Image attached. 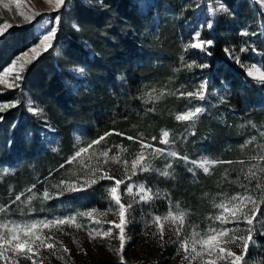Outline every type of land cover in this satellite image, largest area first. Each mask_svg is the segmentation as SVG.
<instances>
[{
	"label": "rangeland",
	"instance_id": "obj_1",
	"mask_svg": "<svg viewBox=\"0 0 264 264\" xmlns=\"http://www.w3.org/2000/svg\"><path fill=\"white\" fill-rule=\"evenodd\" d=\"M132 1L137 6L138 14L143 17L145 25L149 26V40L152 42L158 41L160 33L158 21L165 5L164 0ZM221 3L225 5L221 0H182L179 9L180 14L176 20L178 25V50L174 54V60L169 72H164L163 70V64L161 63L162 52L160 49L162 47L160 46H157L158 50H153L144 57H128L124 55L121 58L124 60L123 63L125 62V65L132 64L134 67L138 65L143 67L146 62L150 64L149 69L146 66L148 70H146L147 72L144 75H137L134 69H130L129 66L125 67L127 71L124 73V82L128 90L127 100H122V96L118 94V84L121 79L118 73L115 74L117 79L110 87L116 97L115 109L119 112V120L123 122L118 124L116 120H113L112 113H99L100 119L103 118L104 121H108L109 128L95 139L85 136L82 131L74 127L65 161L60 160L61 154H58L61 147L58 128L47 118L41 104L31 98L25 99V124L29 123L28 129L33 126L32 120L29 121L27 119L28 115L32 114L27 110L29 102L34 103L43 110L42 116L37 117L34 115L39 118L35 122L38 125L36 126L38 149H41L42 152H47L49 156L46 160L47 163L41 162L37 157L25 164L21 163L18 165L16 161L10 160V158L3 163L0 162V183H3L0 185V206L5 208V211L0 213V222L51 218L57 215H66L97 208L96 218L101 219L103 222L102 226L106 230L110 226L106 223L107 221L118 222V216L111 212H107L104 216L99 215V213H105L110 206L105 188L113 184L114 180L100 181L93 188L77 194L54 195L57 189L53 185L57 184L61 179H68L73 172H80L82 170L81 161L84 164L96 163L95 160H89V154L85 153L82 154L81 159L69 164L67 163L69 156L78 151L79 147H87V144L92 140L105 136V133H111L105 137V140L100 145H94L92 151L97 148H107L111 150V156L118 154V146L123 145L127 149L125 155L130 159L129 154L140 150V144L137 142L140 137H143V142L151 143L154 147H165L159 144V137L162 130H168L170 138L174 139L176 143L167 147L178 151L181 155L187 154L190 160L210 157L220 161L246 162L244 164L220 163L210 168L209 175H206L202 169H196V175L194 176L192 172L188 171V168L192 167V165L185 166L183 161L178 160L174 163L175 171L172 177H164L159 175L158 172L152 171L141 173L130 181L132 183L143 182L150 185L154 191L158 189L162 194L167 193L173 208L179 203L180 207L189 213L188 222L198 225L199 231L206 230L211 223L206 217L215 212L211 203L213 198L219 199L218 194L232 196L236 193L244 192L245 188L242 185L247 184L243 181L240 175L241 172L248 170L252 164H258L259 167V164L264 163L250 159L251 156L259 155L264 151L258 147V145H264V137L260 135L261 132H264V92L255 99L253 105L242 106L238 112L230 111L225 70L221 72L220 62L213 59L211 55L201 53L196 49H189L185 52V45L190 42L194 31H201L205 39L215 42L214 30L219 27L227 35L228 44L224 46L223 52L230 62H233L247 74L245 68H242L234 59H231L225 49H230L234 54L239 55L246 66H250L252 63H256L258 66L264 65V4L258 2V0H240L239 4L244 3L245 9V12H242L241 15H236L233 9L225 5L227 8L226 13L211 17V9ZM238 10L239 7L237 8ZM20 12L26 15L40 12L42 17L36 18L37 21H40L41 19L46 20L48 17L53 18L52 14L55 11L51 10L50 0H21L19 10L13 0H0V24H11L12 27L31 25L33 31L39 36L41 34L40 23L34 21L29 24L20 15ZM209 18L215 20V26L212 29L203 27ZM243 30L250 34L254 33V35L242 36L240 32ZM229 35H232V38ZM248 45L256 48L257 51L252 52L249 49L244 53L239 52L241 46L247 47ZM134 52L131 51V53ZM193 62L196 65L207 63L210 66L203 69L200 67L188 69L186 64ZM74 69L71 68L70 70L73 78L69 80V85L73 92L81 85L84 88L89 87L91 89L90 83L83 80V75L77 74ZM201 80L208 81L207 98L205 101L193 100L191 103L203 106L205 111L192 126L175 120V115L188 106L189 101L187 99H178L177 96H166L156 103H145V93L153 88L157 89V92L161 89H167L168 91H176L177 89L181 91L194 90ZM6 89L3 85H0V95ZM14 100L19 99L16 97L7 100L0 96V103H11ZM148 109L154 110L149 111ZM167 119L171 121L170 124L166 122ZM203 119H205V122H203ZM208 119H211V125L208 124ZM249 122L254 123L257 127L254 129ZM117 124L118 126H115ZM213 125L220 130V139L213 137L211 130ZM186 127L188 128L187 138L179 139ZM116 133H121V135ZM128 136H132L133 140L127 139ZM152 136H156L157 139L152 140ZM253 136L256 139L245 145V142L251 140ZM29 137V130H26L25 142L22 148L25 147ZM77 137L80 138L79 143L76 139ZM11 138L12 134L9 135L7 141V150L12 153L13 150L10 147ZM170 159L160 157L153 160L152 163L154 168L163 169L165 163ZM101 163L104 170L108 171L114 178L123 177L124 167L122 163H114L109 160L107 164H103L102 158ZM61 165H64V167L61 168ZM149 177H153V179L150 180ZM72 179H76V176H72ZM179 182L181 183L179 184ZM199 184H201L200 188H196L195 186ZM33 185H35L33 192L36 193L37 198L32 200L29 206L24 201L33 194L28 191ZM123 187L121 185L122 189ZM45 189L53 193V199L44 201L40 198ZM188 189L190 191L194 190L192 192L193 201L185 198V192ZM21 193H23L21 200L13 203L16 195ZM130 199L127 195L122 196V202L126 204ZM168 208L167 198L156 199L151 204L134 205L133 213L126 229V235L131 237L124 252L126 264H187V261H183V252L177 254L178 245L172 243L176 239L172 226L166 224L163 241L160 240L159 234L155 237L144 235V233L151 234L157 231L154 225L145 227L146 222L151 220L152 215H164ZM79 220L82 224L89 226L90 222L87 218L80 217ZM90 226L92 228L101 227V225H95L94 223ZM228 226L232 227V225ZM241 227L245 226L241 225ZM256 229H261L259 223L256 224ZM45 231L47 232L48 230ZM65 231L68 234L55 231L54 238L56 241L62 242L69 249V252L64 253L59 247V243L56 245V255H53L50 250H41L42 264H119L118 256L108 250L109 248L116 249L119 247L118 239L109 237L103 240L90 241L87 227L79 230L66 228ZM116 231L118 232V230ZM254 239L256 243L249 247L246 255L248 264L256 262L254 251L258 248V241L256 236H254ZM233 251L239 254L240 249L233 247ZM57 256H63V260L58 259ZM0 264H3V262H0ZM25 264H30V262H25Z\"/></svg>",
	"mask_w": 264,
	"mask_h": 264
},
{
	"label": "snow or ice",
	"instance_id": "obj_2",
	"mask_svg": "<svg viewBox=\"0 0 264 264\" xmlns=\"http://www.w3.org/2000/svg\"><path fill=\"white\" fill-rule=\"evenodd\" d=\"M258 2L264 4V0H258ZM17 9H20L21 0H13ZM67 0H50L51 10L57 11L62 6L66 5ZM227 12V8L222 3L216 7H213L210 11V16L215 17L217 14H223ZM23 19L29 24L35 22L40 23L41 34L35 36L34 43L28 48V50L22 51L14 59L11 60L8 66H5L0 70V85L4 88L12 89L19 88L20 82L23 80V73L27 66L35 61L43 52H47L54 47L53 41L58 32V26L61 23V16L56 15L53 18L48 17L46 20L41 19L37 21V17H42V13L34 12L32 15H26L20 12ZM215 26V20L209 18L203 27L212 29ZM12 27L11 24H0V38H2L7 30ZM74 28L79 30L78 25H73ZM240 35H254V33H248L246 30L240 32ZM38 41V42H36ZM214 44L213 40L205 39L201 31L196 30L191 36L190 42L185 45V52L189 49L199 50L201 53H207ZM256 52L257 49L248 45L247 47L241 46L240 53H244L248 50ZM231 59L245 68L247 76L252 77L258 83L264 85V65L258 66L256 63H252L250 66H246L239 55L234 54L230 49H225ZM183 59V57H182ZM210 65L207 63L196 65L193 63L186 64L188 69L193 67L208 68ZM74 71L77 74H83L85 69L83 67H76ZM208 81L201 80V82L195 87L194 90L181 91H168L167 89H161L157 92V89L153 88L151 91L145 93V103H156L166 96H177V98H184L189 101L188 106L185 109L179 111L175 115V120L179 122H185L188 126H192L198 120L201 114L204 113L205 108L200 105H193V100L205 101L207 98ZM22 101L14 100L11 103H0V112L6 111L9 108L16 107L21 104ZM27 110L33 115L40 117L43 114V110L32 102H29ZM153 111L154 109H148ZM249 124L255 129L257 126L249 122ZM188 128L186 127L184 133L181 134L179 139H186ZM111 133H105V136L99 137L97 140H92L87 144V147H79L78 151H75L73 155L69 156L67 163H75L78 159H81L82 154L88 153L89 160H95V164H82V170L80 172H73L69 175L68 179H61L57 184L53 185L57 189L55 196H64L65 194H77L87 189L93 188L100 181H112L114 183L106 186L105 191L109 198V208L105 213H99L100 216L106 215L107 212H111L118 216L117 221H107L110 226L105 230L102 226V221L97 217L98 209L91 208L85 211H78L76 213L57 215L51 218L43 219H28L23 221L8 220L6 222H0V262L3 264H42L40 257L41 250H50L53 255H56V245L59 243V247L64 253H68L69 249L63 245L62 242H58L54 238V232L60 231L68 234L66 228L83 229L87 227L89 240L105 238H115L119 241V247L116 249L109 248L108 250L114 252L119 258V264H126L125 248L130 242L131 237L126 235V229L128 228L129 219L133 213L134 205L136 204H151L156 199H168L169 208L164 215H152L150 221H147L145 227L154 225L156 232L151 234L144 233L146 236L155 237L159 234L160 240L163 241L165 235V226H172L176 239L172 241L173 244L178 245L177 254L183 252V261H187V264H248L246 255L249 247L256 243L254 236L256 232V224L261 225V229L264 230V221L257 219L258 212L261 205H264V182H261V177L257 175L255 169L258 164H252L244 179L248 181L247 185H242L245 191L242 193H236L232 196L224 194H218L219 199L213 198L212 207L215 210L214 214L206 217L211 223L204 231L198 230V225L188 222L189 213L183 210L179 203L172 207L171 199L167 193H161L160 190H153V188L143 182L132 183L133 177L138 176L141 173L156 171L159 175L164 177H172L174 175V163L175 161H183L185 166L191 164L192 167L188 168L189 172L196 175V169H202L206 175L210 174V168L220 163H240L244 164L245 161H220L210 157H201L198 160H190L187 154L181 155L178 151L172 150L167 147L173 145L176 141L170 138V132L168 130H162L159 137V144L165 147H154L151 143L143 142V137H140L137 141L140 144V150L129 154L130 159L126 157L127 149L123 145L118 146V154L110 156V149L97 148L92 151L93 146L100 145L105 137ZM121 135V133H116ZM194 134V133H193ZM260 135L264 137V132ZM78 143L80 138H76ZM127 139L133 140L132 136H128ZM152 140H156V136H152ZM256 139L255 136L251 140L246 141L245 145L251 143ZM259 148L264 150V145H258ZM166 157L171 158L168 160L163 169L154 168L152 161ZM107 164L109 160L114 163H122L124 167V175L122 178H114L104 170L101 163ZM251 160L264 162V151L259 155H253ZM61 168L64 165L60 166ZM259 172L264 175V165L259 166ZM51 174V173H50ZM72 176H76V179H72ZM126 181H129L126 183ZM253 181H255L253 185ZM123 185V189L121 188ZM32 188L28 191L33 194L28 197L24 203L31 205L32 200L36 199V193ZM16 195V201L21 200V196ZM53 193H50L48 189H45L40 197L44 201L54 198ZM127 195L131 199L126 204L122 202V196ZM138 197V199H137ZM5 208L0 206V213H3ZM143 214V213H142ZM80 217L87 218L89 220V226L82 224L79 220ZM101 225L99 228H92L91 224ZM228 225H232L229 227ZM244 225L245 227H241ZM45 230H48L47 232ZM118 230V232L116 231ZM75 243V241H74ZM79 247V245H77ZM233 247L240 249L239 254L233 251ZM83 250V249H81ZM58 259L63 260V256H57ZM253 264H264V262H253Z\"/></svg>",
	"mask_w": 264,
	"mask_h": 264
},
{
	"label": "trees",
	"instance_id": "obj_3",
	"mask_svg": "<svg viewBox=\"0 0 264 264\" xmlns=\"http://www.w3.org/2000/svg\"><path fill=\"white\" fill-rule=\"evenodd\" d=\"M221 1L233 9L236 15L245 12L244 3L239 4L240 0ZM164 2L158 21L160 33L156 42L149 40V26L145 25L132 0H67L66 5L53 12V18L56 15L62 18L53 41L54 47L43 52L27 66L19 88L6 89L0 95L7 100L17 97L22 101L16 107L0 112V162L3 163L10 158L18 165L37 157L41 162L47 163L48 153L38 149L36 133L38 125L35 122L39 118L29 114L27 119L32 120L33 126L28 129L29 123L25 124L24 104L27 98L41 104L47 118L58 128L61 143L58 154H61L59 158L62 161L66 160L74 127L82 131L85 136L95 139L109 128L108 121L100 119L99 113H112V119L121 124L123 121L119 120V112L115 109L116 97L110 87L117 79L115 74L118 73L121 79L118 84V94L122 96V100H127L125 67L134 69L137 75H144L150 68L147 62L143 67L125 65L121 58L124 55L144 57L151 51L158 50L157 46H160L163 70L169 72L174 54L178 50L176 20L180 14L182 0H164ZM74 24L78 25L79 30L73 27ZM214 31L215 42L209 51L211 57L220 62L221 72L225 70L229 110L238 112L242 106L253 105L255 99L263 94L264 85L247 76L241 68L228 60L223 52L224 46L228 44L227 35L219 27ZM35 36L38 35L31 25L13 26L8 29L0 38V70L17 54L33 45ZM229 37L232 38V35ZM131 51L135 52L131 53ZM79 66L85 69L82 74L83 80L89 82L92 88H84L81 85L73 92L69 85V80L73 78L70 70ZM168 120L166 122L170 124L171 121ZM208 121L211 125V119ZM26 130H29L30 137L22 148ZM211 130L213 137L220 139L221 132L215 125ZM11 134L12 153L7 150V141ZM262 165L264 163L259 164ZM255 171L261 177V182H264V175L259 172V167ZM246 173L247 170H243L240 175L248 184L244 179ZM149 179L152 180L153 177ZM254 183L255 181L253 185ZM2 184L1 182L0 185ZM200 185L195 187L200 188ZM192 192L194 190H186L185 198L193 201ZM257 219L264 221V205H261ZM255 236L258 241V248L254 251L256 262H264V230H256Z\"/></svg>",
	"mask_w": 264,
	"mask_h": 264
}]
</instances>
